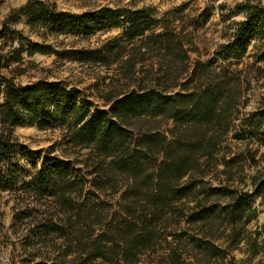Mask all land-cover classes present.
<instances>
[{
    "label": "trees",
    "instance_id": "1",
    "mask_svg": "<svg viewBox=\"0 0 264 264\" xmlns=\"http://www.w3.org/2000/svg\"><path fill=\"white\" fill-rule=\"evenodd\" d=\"M173 11L101 7L76 14L28 0L0 28V40L17 42L0 53V194L20 205L12 224L25 230L22 264H139L158 250L160 264H224L229 257L235 264L230 254L258 214L251 203L264 206V176L236 188L229 169L217 171L218 158L228 139L264 144V105L240 114L242 71L214 62H240L252 42L264 41V5L235 4L244 19L205 62H190ZM21 19L42 36L119 32L96 48L55 51L13 35L8 23ZM36 53L100 66L121 61L122 86L100 105L62 81L15 82L20 74L12 67ZM18 126L61 129L62 141L30 149L14 135ZM58 146L86 154L60 156ZM215 170L226 182L207 179Z\"/></svg>",
    "mask_w": 264,
    "mask_h": 264
},
{
    "label": "rangeland",
    "instance_id": "2",
    "mask_svg": "<svg viewBox=\"0 0 264 264\" xmlns=\"http://www.w3.org/2000/svg\"><path fill=\"white\" fill-rule=\"evenodd\" d=\"M28 0H0V28L12 12L22 7ZM54 2L57 7L70 13H82L94 8H140L154 7L158 15H163L170 10L176 18L173 24L181 37L188 42L190 50L189 59L205 62L214 60L212 57L216 47L227 40L234 25L244 19V14L233 12L237 3L249 1L261 3L264 0H44ZM10 30L28 41L37 44L49 45L55 51L62 49H92L99 46L105 39L117 34L118 30L100 32L88 38L54 37L44 30L31 29L21 19L8 23ZM7 42V43H6ZM13 44L0 40V53L10 50ZM20 66H13L12 70L20 75L14 79L19 84H27L37 80L62 81L65 84L82 90L96 104H102L106 92H114L122 86L118 66L121 61L100 66L93 64L77 63L68 59L60 60L53 54L36 53L32 57L23 56ZM214 66L222 69L241 70L245 80L243 83L244 95L240 105V114L247 115L264 105V41L252 42L247 55L240 62L222 63L214 62ZM17 139L33 150L47 148L62 141L61 129L38 130L35 127L18 126L14 129ZM231 136V135H230ZM229 136V137H230ZM227 145L220 151L218 160L220 164L217 171L227 168L230 170L234 187L250 188L251 178L264 176V144L255 142H237L228 139ZM74 152V153H73ZM78 152V153H76ZM56 154L62 156H75L86 154V151H72L63 146L56 147ZM252 155L254 162L248 158ZM228 162V163H225ZM228 165V167H226ZM216 170L207 176L213 184L219 181L226 182L225 175L218 174ZM258 211L256 218L247 226L248 235L238 248L233 251L235 264H264V206L259 205V200L251 203ZM15 208H20L16 199L7 193L0 194V264H22L18 253L21 251L20 241L25 234L21 226L12 224V214ZM256 239L257 247L252 248V240ZM255 243V242H254ZM223 244V240L216 241ZM253 250L257 253L253 254ZM162 251L147 252L139 264H160ZM230 258V257H229ZM229 258L224 264L228 263ZM205 264H220L217 261L204 260Z\"/></svg>",
    "mask_w": 264,
    "mask_h": 264
}]
</instances>
